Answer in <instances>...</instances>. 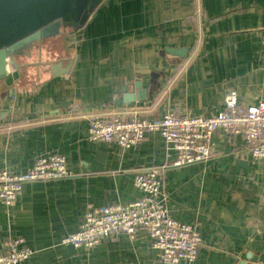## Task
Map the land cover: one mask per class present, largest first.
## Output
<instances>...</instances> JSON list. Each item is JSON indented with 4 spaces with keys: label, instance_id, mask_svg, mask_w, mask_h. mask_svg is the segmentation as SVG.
<instances>
[{
    "label": "crops",
    "instance_id": "1",
    "mask_svg": "<svg viewBox=\"0 0 264 264\" xmlns=\"http://www.w3.org/2000/svg\"><path fill=\"white\" fill-rule=\"evenodd\" d=\"M63 37L61 49L50 42L49 63L73 59L68 73L52 76L37 58L34 73L10 68L0 79V169L23 173L62 154L72 172L0 201V253L22 237L35 250L22 264H167L143 228L92 247L62 242L88 206L139 199L136 172L155 166L171 216L203 238L196 259L179 264H264V158H253L243 136L216 130L209 159L182 166L170 165L176 152L159 131L128 148L89 139L93 114L212 116L229 90L243 106L264 101V0L102 1Z\"/></svg>",
    "mask_w": 264,
    "mask_h": 264
},
{
    "label": "built area",
    "instance_id": "2",
    "mask_svg": "<svg viewBox=\"0 0 264 264\" xmlns=\"http://www.w3.org/2000/svg\"><path fill=\"white\" fill-rule=\"evenodd\" d=\"M224 104L225 108L212 116H181L171 111L157 119L138 113L93 114L89 139L128 148L140 143L147 133L159 131L168 148L176 152V158L170 165L182 166L209 159L213 133L220 129L243 136L253 158H264V101L243 106L237 92L229 90L225 93ZM162 169L152 166L136 172L134 184L142 192L139 199L128 204L88 206L80 229L65 236L62 242L92 247L118 233L134 238L137 230L143 228L148 231L163 263L194 261L203 238L196 224L171 216L162 184ZM71 174L62 154L39 157L23 173L0 169V201L5 204L15 202L26 182L63 178ZM4 246L6 251L0 253V264H22L35 252L22 237L9 239Z\"/></svg>",
    "mask_w": 264,
    "mask_h": 264
},
{
    "label": "water",
    "instance_id": "3",
    "mask_svg": "<svg viewBox=\"0 0 264 264\" xmlns=\"http://www.w3.org/2000/svg\"><path fill=\"white\" fill-rule=\"evenodd\" d=\"M102 1L106 4L109 0H0V79L9 75L10 68L19 74L28 71L33 61L52 51L47 40L91 21ZM166 52L184 56L187 51L167 48ZM73 62H50L51 75L68 73ZM135 98V94H127L124 99L130 102Z\"/></svg>",
    "mask_w": 264,
    "mask_h": 264
},
{
    "label": "rangeland",
    "instance_id": "4",
    "mask_svg": "<svg viewBox=\"0 0 264 264\" xmlns=\"http://www.w3.org/2000/svg\"><path fill=\"white\" fill-rule=\"evenodd\" d=\"M55 44H57V48L58 49H61V45H60V41H57ZM66 44L68 45V43L66 42ZM54 49V51H58V49ZM60 53H63V51L62 52H60ZM53 55H54V52H53ZM57 57H59V56H57ZM53 58H56V55L55 56H52V53H50V52H47V53H44V55H43V57H42V61H45L43 64H41L40 65V69H42L43 67H44V65H46V66H48V63H49V59H53ZM33 60V59H32ZM34 70H35V67L34 66H31L30 68H29V72H31V73H34Z\"/></svg>",
    "mask_w": 264,
    "mask_h": 264
},
{
    "label": "flooded vegetation",
    "instance_id": "5",
    "mask_svg": "<svg viewBox=\"0 0 264 264\" xmlns=\"http://www.w3.org/2000/svg\"><path fill=\"white\" fill-rule=\"evenodd\" d=\"M64 36V34L62 33V34H59V35H57V36H54V37H52V38H50L49 40H47L49 43L50 42H52V41H54V40H56V41H60V45H61V47H63V43H62V41L64 40V38L65 37H63Z\"/></svg>",
    "mask_w": 264,
    "mask_h": 264
},
{
    "label": "trees",
    "instance_id": "6",
    "mask_svg": "<svg viewBox=\"0 0 264 264\" xmlns=\"http://www.w3.org/2000/svg\"><path fill=\"white\" fill-rule=\"evenodd\" d=\"M65 45H66V43H65Z\"/></svg>",
    "mask_w": 264,
    "mask_h": 264
}]
</instances>
